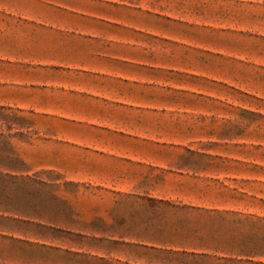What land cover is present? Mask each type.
I'll use <instances>...</instances> for the list:
<instances>
[{"label": "rangeland", "instance_id": "1", "mask_svg": "<svg viewBox=\"0 0 264 264\" xmlns=\"http://www.w3.org/2000/svg\"><path fill=\"white\" fill-rule=\"evenodd\" d=\"M0 149L53 264H195L180 221L263 226L264 0H0Z\"/></svg>", "mask_w": 264, "mask_h": 264}, {"label": "trees", "instance_id": "2", "mask_svg": "<svg viewBox=\"0 0 264 264\" xmlns=\"http://www.w3.org/2000/svg\"><path fill=\"white\" fill-rule=\"evenodd\" d=\"M5 153L0 149V154ZM22 165L18 160H2L0 159V172H21L17 165ZM1 192L0 195H4ZM11 195V194H8ZM175 207V206H173ZM182 209L191 210L195 212H202L200 208L196 207H181ZM208 213V212H205ZM221 214V212H217ZM239 224H252L248 231L242 232L239 235H230L228 237H221L216 232L207 231L201 228L185 227L186 220L179 222V230L174 234L177 240V245L183 248L181 253L174 252L173 255L180 254L182 256H190L195 261V264H206V260L212 256L206 251H212L214 254L229 255L231 258L221 257L216 260L231 261L239 258H246L249 261L255 258H264V225L259 226L262 220L252 221L245 219V221H237ZM185 225V226H184ZM184 226V227H183ZM193 250L189 251L188 250ZM197 251H202L199 253ZM216 256V255H215ZM179 262V259H167L168 263ZM241 262V260H238Z\"/></svg>", "mask_w": 264, "mask_h": 264}, {"label": "crops", "instance_id": "3", "mask_svg": "<svg viewBox=\"0 0 264 264\" xmlns=\"http://www.w3.org/2000/svg\"><path fill=\"white\" fill-rule=\"evenodd\" d=\"M21 172H0L2 189L12 182L7 180H17L22 175ZM1 192L4 195H0V264H53L48 259L34 256L15 236H41L57 229L36 223L40 218L39 211L16 206L17 195L6 190Z\"/></svg>", "mask_w": 264, "mask_h": 264}]
</instances>
